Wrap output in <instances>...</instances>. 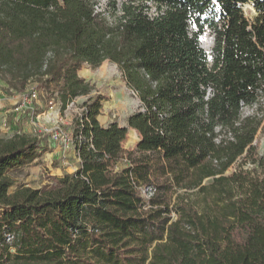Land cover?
I'll list each match as a JSON object with an SVG mask.
<instances>
[{
    "label": "trees",
    "instance_id": "1",
    "mask_svg": "<svg viewBox=\"0 0 264 264\" xmlns=\"http://www.w3.org/2000/svg\"><path fill=\"white\" fill-rule=\"evenodd\" d=\"M105 61L127 125L79 74ZM0 79L38 113L89 96L62 128L77 170L42 188L12 173L49 145L0 137V264H264V0H0Z\"/></svg>",
    "mask_w": 264,
    "mask_h": 264
},
{
    "label": "rangeland",
    "instance_id": "2",
    "mask_svg": "<svg viewBox=\"0 0 264 264\" xmlns=\"http://www.w3.org/2000/svg\"><path fill=\"white\" fill-rule=\"evenodd\" d=\"M100 1L104 5L107 0ZM244 11L249 18L256 14L251 4L246 5ZM202 44L205 48H210L212 35L209 31L203 36ZM79 74L94 86L91 96L102 97V108L98 116L101 124L118 122L120 125H127L128 117L141 108L138 96L123 79L116 64L105 61L95 69L85 65ZM88 98L89 96L78 97L65 114L61 113L60 102L54 103L49 110L38 113L36 105L33 108V103L27 96L18 94L0 79V137L9 138L16 133L25 134L42 139L51 148L31 164L12 173L17 184L42 188L52 182L54 177L77 170L79 161L74 146L62 128L80 112V105ZM250 111L251 109H246L247 113ZM67 138L68 145L65 143ZM137 138L136 132L129 131L123 143L124 148L127 150L136 148ZM256 144L259 155L264 157V132H259ZM238 164L228 173L234 171ZM252 167V164L244 165L245 169Z\"/></svg>",
    "mask_w": 264,
    "mask_h": 264
},
{
    "label": "built area",
    "instance_id": "3",
    "mask_svg": "<svg viewBox=\"0 0 264 264\" xmlns=\"http://www.w3.org/2000/svg\"><path fill=\"white\" fill-rule=\"evenodd\" d=\"M246 5H248V4H246ZM246 5H244V7L246 6ZM256 12V11H255ZM212 45V44H211ZM202 46H203V44H202ZM204 47V46H203ZM211 47V46H210ZM205 48V47H204ZM207 49V48H206ZM208 50H210V48H208ZM262 103H263V105H264V98L262 99ZM243 109H244V114H248V113H251V112H253V109H251V111L250 112H246V109H249V108H247L246 106H244L243 107ZM57 137V136H56ZM68 141H69V139L67 138V140H65V143L68 145ZM154 192H155V189L153 188V187H151V186H148V187H145L144 189H143V193H144V195L147 197V198H150V197H152L153 196V194H154Z\"/></svg>",
    "mask_w": 264,
    "mask_h": 264
},
{
    "label": "crops",
    "instance_id": "4",
    "mask_svg": "<svg viewBox=\"0 0 264 264\" xmlns=\"http://www.w3.org/2000/svg\"><path fill=\"white\" fill-rule=\"evenodd\" d=\"M129 131L136 132V134H138V138H137L138 139L137 144H138V142L140 140V134H139V132L136 129H134V128H129Z\"/></svg>",
    "mask_w": 264,
    "mask_h": 264
}]
</instances>
